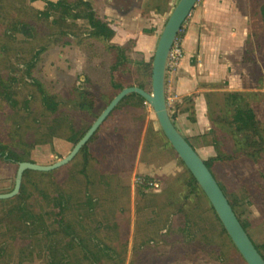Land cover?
Returning <instances> with one entry per match:
<instances>
[{
  "label": "rangeland",
  "instance_id": "obj_1",
  "mask_svg": "<svg viewBox=\"0 0 264 264\" xmlns=\"http://www.w3.org/2000/svg\"><path fill=\"white\" fill-rule=\"evenodd\" d=\"M88 1L115 29L116 34L111 43L123 45L125 52L136 62L143 59L153 61L159 37L179 0H170L168 12L163 15L150 11L151 7L146 6L150 0ZM200 1L196 2L185 20L188 21V26ZM33 2L34 0H0V117L14 121L10 124L11 128L19 125L21 131L29 129L27 142L38 139L42 126L52 118L36 82L41 84L42 90L64 102L68 101L67 90L73 86L96 95L110 90L111 64L106 50L108 44L87 34L90 27L86 21L72 23L73 19L62 16L58 10H49V15L45 16L43 12L47 10V6L41 12L38 8L43 3L34 5ZM254 3L258 11L254 17L249 16V20L253 18L252 26L256 27L262 37V81L259 90L262 94L255 97L254 101L259 107L264 127V21L260 18V4L257 1ZM67 23L70 24L68 27ZM64 27L67 29L64 30ZM145 29L153 30L154 34H146ZM186 36L187 34L184 43ZM147 106L144 111L145 128L148 121H153L154 127L159 128L153 110L148 104ZM124 137L123 143L116 142L122 152L108 154L105 166H96L104 176L95 174V185L92 187L79 172L78 163L69 162L55 170L43 172L45 174L35 173L30 176L26 203L32 205L30 210L35 213L39 224L58 222L56 218L60 209L57 205L58 198L61 197L67 199L66 218L71 220L73 227L91 236L88 243L93 251L97 250L95 246L98 242L97 238L92 240L93 229H99L97 236L105 244L113 245V250L104 257L105 264H243L231 262L229 256L220 259L210 252L200 255L190 250L172 259L160 256L152 259L144 252L146 246L143 241L148 235L147 219L152 216L153 210L149 206L145 208V204L138 206L139 202L141 205V200L137 190L139 184H136L135 178L143 173L151 175L160 183L159 189L162 190V185L167 181L178 180L183 167L174 154H168L165 149L154 145L151 146L152 155L145 154L146 159L142 161V148L136 146L138 151H133L135 149L132 143L137 137L133 134ZM103 141L104 138L99 144ZM59 146L61 142L57 141L58 150L65 154L68 148L64 147L66 150H62ZM32 152L46 160L62 156L56 150L52 152L48 145L37 144ZM17 168L15 163L0 162V193L13 189ZM263 173L264 163L261 166L243 163L236 170L226 169L227 177L223 179L232 183L239 196L246 198L248 220L256 243L264 242ZM140 187L148 193L161 192L147 190L144 185ZM87 196L91 198L90 202H87ZM2 200L0 264H51L48 246L54 244V241H49L44 233H36L34 226L29 225L32 223L28 216L19 220L17 215L9 213V205L18 202L16 199L11 197ZM160 203L161 201L155 208ZM75 246L73 247L77 249ZM196 248L201 250L200 246L196 245ZM72 250L69 254L63 253L67 259L62 258L58 263V258L56 264H91L89 260L87 263L83 254L76 255Z\"/></svg>",
  "mask_w": 264,
  "mask_h": 264
},
{
  "label": "trees",
  "instance_id": "obj_2",
  "mask_svg": "<svg viewBox=\"0 0 264 264\" xmlns=\"http://www.w3.org/2000/svg\"><path fill=\"white\" fill-rule=\"evenodd\" d=\"M256 1L260 4V18L264 21V0H248L250 16L254 17L257 14L258 10L254 3ZM146 6L151 7L150 11L163 15L168 12L170 0H150ZM38 9L41 12L45 11L43 12L45 16L49 15L47 12L49 10H58L62 16H69L71 20L73 19L72 23L84 20L90 27L87 34L108 44L106 50L111 64L109 69L110 90L96 95V93L79 90L73 86L67 90L68 101L64 102L42 90L41 84L35 81L38 89L42 91V100L46 109L52 114V118L47 121L45 126H42L43 130L39 132L40 137L27 142L29 129L21 131L19 125L11 128L10 124L14 121L3 116L0 117V162L15 163L17 167L18 163L23 161L52 164L61 159L72 150L103 109L123 88L138 86L150 91L152 83V60L143 59L135 62L125 52L123 45L111 43V39L116 34L115 29L105 17H101L90 6L88 0H44L43 5ZM252 21L253 18L250 19V31L242 58L243 61L250 62L254 66L256 73L260 74L259 82L261 83L262 42L260 43V40L262 37L259 36L256 27L252 26ZM69 25L67 23V27ZM144 31L149 35L154 34L153 30L145 29ZM138 76L139 78H137ZM261 94L262 91L239 90L206 94L207 116L212 126L205 133L184 138L195 151L200 146H213L214 154L203 159L204 163L264 259V242L256 243L251 232L246 198L236 193L231 182L223 181L227 177L226 169L236 170L243 163H252L258 166L264 163L263 120L260 118L259 107L254 101L255 97ZM147 107L142 96L136 93L125 96L70 163L80 165L79 172L84 176L85 182L92 187L95 185V174L99 173L100 176H104V173L96 166H105L108 154L122 152L119 148L120 145H117L116 142L123 143L125 135L133 134L135 138L137 137V140L132 143L135 149L133 151L137 152L139 147L142 148V161L146 159L145 154L152 155V145L165 149L168 154L169 152L171 155L174 154L180 166L183 167V171L178 175V180L167 181L165 185H162V190L160 189L159 193L145 192L140 186L137 189L141 200V205L139 202L138 206L141 207L145 204V208L149 206L153 210L152 216L147 219L148 235L143 241V245L146 246L144 252L152 259L157 256L172 259L174 256H182L190 250L200 255L210 252L218 255L220 259L229 256L233 263L247 264L228 235L208 197L184 162L178 157L161 128L154 127L153 121H148V126L145 128L144 111L147 110ZM176 116V113L170 114L173 123ZM190 119L194 120L193 113L190 114ZM103 138L104 141L99 144ZM57 141L61 142L59 147L62 150H66L64 147L68 148L65 154L58 150ZM37 144L48 145L52 152L56 150L62 156L56 159L55 157L48 160L41 159L32 152ZM35 173L45 174L32 170H26L23 173L19 193L13 197L18 202L9 205L11 207L9 213L17 215L19 220L28 216L32 223L29 225L34 226L33 230L36 233H44L48 236L49 241H54V244H50L48 248L51 255H53V251L58 254V263L64 257L63 253H68L73 249L72 253L83 254L84 259L89 260L91 264H105L104 257L113 250V245L105 244L97 236L99 229H93L92 240L98 239L95 246L97 250L93 251L88 243L91 241V236L87 232L83 233L77 227H73L71 220L66 218L67 199L58 198L57 208L60 211L57 213L58 222L56 224H39L35 213L30 210L32 205L26 203L28 185L31 183L30 176ZM223 174H225L224 178ZM262 176L264 178V173ZM90 200L91 198L88 197L87 202ZM159 200L161 203L155 208L160 202ZM53 245H55V249ZM196 245L200 246L201 250L196 248ZM222 261L225 262V260Z\"/></svg>",
  "mask_w": 264,
  "mask_h": 264
},
{
  "label": "crops",
  "instance_id": "obj_3",
  "mask_svg": "<svg viewBox=\"0 0 264 264\" xmlns=\"http://www.w3.org/2000/svg\"><path fill=\"white\" fill-rule=\"evenodd\" d=\"M249 16L248 0H201L193 12L184 56L173 86L166 90L173 106L170 114H177L174 124L184 137L211 128L206 94L261 90L260 74L242 58L250 31ZM196 152L207 159L214 148L200 146Z\"/></svg>",
  "mask_w": 264,
  "mask_h": 264
},
{
  "label": "water",
  "instance_id": "obj_4",
  "mask_svg": "<svg viewBox=\"0 0 264 264\" xmlns=\"http://www.w3.org/2000/svg\"><path fill=\"white\" fill-rule=\"evenodd\" d=\"M197 1L198 0H179L171 11L159 37L153 56L151 90L146 91L138 86L123 88L103 109L83 137L74 145L72 150L54 163L41 164L30 161L18 163L14 187L10 192L0 193V200L14 197L19 193L22 175L26 170L48 172L68 164L88 142L119 102L125 96L136 93L142 96L153 110L158 124L168 142L201 186L244 260L247 264H264L262 255L258 252L256 246L243 228L228 199L224 195V192L204 163V160L178 131L169 114L165 90L167 57L178 30L185 22Z\"/></svg>",
  "mask_w": 264,
  "mask_h": 264
},
{
  "label": "built area",
  "instance_id": "obj_5",
  "mask_svg": "<svg viewBox=\"0 0 264 264\" xmlns=\"http://www.w3.org/2000/svg\"><path fill=\"white\" fill-rule=\"evenodd\" d=\"M188 30V21H185L180 29L178 30V33L176 37L174 38V41L172 43L171 49L169 51L167 62H166V71H165V90L170 89L173 86L174 83V76L178 71V68L180 66L181 60L184 56V38L187 34ZM167 98V106L170 114V110L173 106H171L170 99ZM136 184H139V186L144 185L147 187V190L150 191H159L160 189V183L150 177L148 174H139L135 178Z\"/></svg>",
  "mask_w": 264,
  "mask_h": 264
},
{
  "label": "flooded vegetation",
  "instance_id": "obj_6",
  "mask_svg": "<svg viewBox=\"0 0 264 264\" xmlns=\"http://www.w3.org/2000/svg\"><path fill=\"white\" fill-rule=\"evenodd\" d=\"M43 1H44V0H34L33 3H34V5H37L38 2L43 3ZM53 246H54V249H55V245H53ZM50 255H51V254H50ZM58 258H59L58 254H56L55 251H53V255H51V257H50V262H51V264H56ZM62 258L67 259L65 256L62 257Z\"/></svg>",
  "mask_w": 264,
  "mask_h": 264
}]
</instances>
